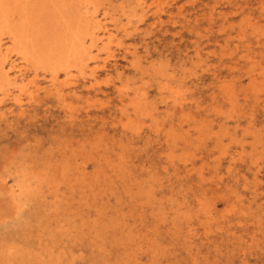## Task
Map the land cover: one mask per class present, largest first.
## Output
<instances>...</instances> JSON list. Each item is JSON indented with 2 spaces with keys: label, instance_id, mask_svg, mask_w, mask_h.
Returning a JSON list of instances; mask_svg holds the SVG:
<instances>
[{
  "label": "rangeland",
  "instance_id": "rangeland-1",
  "mask_svg": "<svg viewBox=\"0 0 264 264\" xmlns=\"http://www.w3.org/2000/svg\"><path fill=\"white\" fill-rule=\"evenodd\" d=\"M82 1L3 35L0 264H264V0Z\"/></svg>",
  "mask_w": 264,
  "mask_h": 264
},
{
  "label": "bare ground",
  "instance_id": "bare-ground-1",
  "mask_svg": "<svg viewBox=\"0 0 264 264\" xmlns=\"http://www.w3.org/2000/svg\"><path fill=\"white\" fill-rule=\"evenodd\" d=\"M10 1H12V3H13V5H12V3H9ZM26 0H0V56H2V59H1V61H2V63H6L7 61H9L10 59H11V53H10V50L11 49H9V48H5L4 49V39H3V35L4 34H8L9 36H8V38H10V40L12 41V43H14L15 45H18V47L19 48H17L18 50H20V56H22L23 57V59H26L27 61L29 60V58L30 57H32V56H34L35 54V52H33V51H35V49H33V47H32V44L36 41V39H35V41L33 42V43H30L28 40H27V38H26V33H24V31L23 30H18L17 31V29L15 28L14 29V27H13V25H12V19H13V17H14V10L15 9H13V7H20L21 5H23L22 3L23 2H25ZM28 1V0H27ZM76 1V0H75ZM84 1V0H83ZM82 1V2H83ZM88 1V0H87ZM98 1H101V0H98ZM45 2H46V0H45ZM79 2V1H78ZM77 2V3H78ZM91 3H92V1H90ZM97 2V1H96ZM26 3V2H25ZM54 3V2H53ZM52 3V4H53ZM85 3H87L86 1H85ZM88 3H89V1H88ZM99 3V2H98ZM104 3V2H103ZM44 4V3H43ZM55 4V3H54ZM66 4V3H65ZM67 4H68V2H67ZM82 4V3H81ZM105 4V3H104ZM69 5H70V3H69ZM80 5V4H79ZM90 5V4H89ZM45 6V5H44ZM49 6V5H48ZM85 6H86V4H85ZM108 6V5H107ZM60 7V6H59ZM70 7H72V6H70ZM83 7V6H82ZM87 7V6H86ZM90 7V6H89ZM96 7V6H95ZM95 7H93V10H94V8ZM102 7V6H101ZM147 7V6H146ZM46 8V7H45ZM132 8H134V7H132ZM83 9H84V7H83ZM95 9H97V7L95 8ZM105 9V8H104ZM129 9H131V8H129ZM136 9V8H135ZM59 10V9H58ZM57 10V11H58ZM88 10V9H87ZM90 10V9H89ZM89 10L87 11V13L89 12ZM99 11L101 10V9H98ZM109 10V9H108ZM107 10V11H108ZM51 11H55L54 9L53 10H51ZM68 11V10H67ZM79 11V10H78ZM97 11V10H96ZM96 11H94V12H96ZM56 12V11H55ZM55 12L54 13H52V14H55ZM69 12V11H68ZM82 12V11H81ZM80 12V13H81ZM112 12V11H111ZM110 12V13H111ZM115 12V11H114ZM113 12V13H114ZM64 13V12H63ZM83 13H85V15H86V12H83ZM91 13V12H90ZM129 13V12H128ZM128 13H126V14H128ZM61 14V13H60ZM66 14V13H65ZM68 14V13H67ZM77 14H78V12H77ZM103 14V13H102ZM69 15V14H68ZM67 15V16H68ZM89 15H91V14H89ZM104 15H105V13H104ZM115 15V14H114ZM130 15H131V13H130ZM133 15H135V13L133 14ZM52 16V15H51ZM55 16V15H54ZM59 16V15H58ZM111 16V15H110ZM60 17V16H59ZM93 17V16H92ZM96 17V16H95ZM102 17V16H101ZM104 17V16H103ZM48 18V17H47ZM50 18V17H49ZM52 18V17H51ZM58 18V17H57ZM57 18L56 19H54V21H53V19H51V21H52V23H54L56 20H57ZM66 18V17H65ZM88 18V17H87ZM99 18V17H98ZM111 18V17H110ZM60 19H61V17H60ZM58 20V21H61V20ZM90 19V17L88 18V20ZM100 19H103V18H100ZM112 19V18H111ZM95 20H96V18H95ZM98 20V19H97ZM96 20V21H97ZM121 21H122V18L120 19ZM25 21V20H24ZM91 21V20H90ZM95 21V22H96ZM102 21V20H101ZM112 21V20H111ZM116 21V20H115ZM50 22V21H49ZM57 22V21H56ZM103 22V21H102ZM62 23H63V21H62ZM90 23V22H89ZM105 23H107V22H105ZM124 23V22H123ZM129 23H131V22H129ZM60 23H57V25H59ZM94 24V23H93ZM99 24V23H98ZM114 24H115V26H116V23L114 22ZM119 24V23H118ZM122 24V23H121ZM132 24V23H131ZM53 25V24H52ZM61 25V24H60ZM67 25V24H66ZM71 25V24H70ZM76 25V24H75ZM100 25V24H99ZM113 25V24H112ZM123 25V24H122ZM25 26V25H24ZM103 26V25H102ZM98 27V26H97ZM112 27V26H111ZM89 28V27H88ZM114 27H112V29H113ZM70 29H71V27H70ZM85 29H87L86 27H85ZM124 29V28H123ZM52 30V29H51ZM82 30V29H81ZM115 30V29H114ZM113 31V30H112ZM49 32H51V31H49ZM54 32V31H53ZM79 32V31H78ZM77 32V33H78ZM114 32V31H113ZM125 32V31H124ZM128 32V31H127ZM83 33V32H82ZM44 34V33H43ZM103 34V33H102ZM115 34V33H114ZM63 35V34H62ZM67 35H69L68 33H67ZM77 35V34H76ZM80 35V34H79ZM82 35V34H81ZM85 35V34H84ZM83 35V36H84ZM106 35V34H105ZM108 35V34H107ZM107 35H106V37H107ZM74 36H75V34H74ZM89 36H91V35H89ZM102 36V35H101ZM115 36H116V34H115ZM70 37V36H69ZM87 37V36H86ZM118 37H119V35H118ZM50 39V38H49ZM72 39V38H71ZM81 38H78L77 37V39H74L71 43H70V46H69V50H68V56H70V57H77L78 56V54L80 53V48L82 47V45H84V42H81V40H80ZM82 39H83V37H82ZM84 39H85V37H84ZM34 40V39H33ZM63 40V39H62ZM40 41H41V39H40ZM46 41H47V39H46ZM45 41V42H46ZM52 41H53V38H52ZM51 41V42H52ZM56 41H57V39H56ZM56 41H54V43L56 42ZM88 41V40H87ZM107 41V40H106ZM38 42H39V40H38ZM66 42V41H65ZM40 43H42V42H40ZM47 43V42H46ZM64 43V42H63ZM88 43H89V41H88ZM48 45H49V43H47ZM57 44L59 45V41L57 42ZM57 44H56V47H57ZM66 43H64V44H62L63 46L65 45ZM117 44H119V42L117 43ZM11 45V44H10ZM31 45V46H30ZM43 45V44H42ZM41 45V46H42ZM44 45H45V43H44ZM51 45V44H50ZM86 45H88V44H86ZM105 45V44H104ZM123 45V44H122ZM34 46V45H33ZM114 46V45H113ZM12 47V46H11ZM38 47V46H37ZM36 47V48H37ZM46 47V46H45ZM49 47V46H48ZM55 47V48H56ZM62 47V46H61ZM84 47V46H83ZM98 47V46H97ZM111 47V46H110ZM124 48V47H123ZM134 48V47H133ZM46 49V48H45ZM51 49H52V46H51ZM95 49V48H94ZM111 49H113V48H111ZM13 50V49H12ZM15 50V49H14ZM55 50V49H54ZM87 50V49H86ZM129 50V49H128ZM133 50V49H132ZM16 51V50H15ZM40 51V50H39ZM95 51V50H94ZM104 51H106V50H104ZM14 52V51H13ZM42 52V51H41ZM40 52V53H41ZM45 52V51H44ZM43 52V53H44ZM52 52V51H51ZM95 53V52H94ZM16 54H17V52H16ZM38 54V53H37ZM36 54V55H37ZM49 54V53H48ZM57 54V53H56ZM87 54V53H86ZM39 55V54H38ZM37 55V56H38ZM47 55V54H46ZM57 55H59V54H57ZM83 55V54H82ZM87 55H89V54H87ZM133 55H134V53H133ZM136 55V54H135ZM48 56V55H47ZM50 56V55H49ZM48 56V57H49ZM55 56V55H54ZM103 56V55H102ZM22 57H20L21 58V60H22ZM52 57V56H51ZM107 57V56H106ZM136 57V56H135ZM16 58V57H15ZM39 58V57H38ZM85 58V57H84ZM91 58V57H90ZM13 59H14V57H13ZM96 59V58H95ZM132 59V58H131ZM248 59V58H247ZM18 60H20V59H18ZM20 60V61H21ZM32 60H35V58H33ZM32 60H31V62H32ZM19 61V62H20ZM54 61V60H53ZM87 61V60H86ZM92 61V60H91ZM37 62V61H36ZM2 63L0 64V74H2L3 72H5V70L7 69H5V66L4 65H2ZM17 63V62H16ZM90 63V62H89ZM101 63V62H100ZM99 63V64H100ZM107 63V62H106ZM22 64V63H21ZM38 64H39V62H38ZM46 64V63H45ZM94 64V67H95V63H93ZM97 64H98V62H97ZM108 64V63H107ZM8 65V64H7ZM10 65H11V69L13 70H15V69H17V65L15 64V62H11L10 63ZM84 65H86L85 63H84ZM36 66V65H35ZM77 66V65H76ZM89 66V65H88ZM97 66V65H96ZM108 66V65H107ZM106 66V67H107ZM132 66V65H131ZM7 67V66H6ZM9 67V66H8ZM55 67H56V65H55ZM72 67V66H71ZM87 67V66H86ZM85 67V68H86ZM93 67V66H92ZM23 68V67H22ZM26 68V67H25ZM9 69V68H8ZM20 69V68H19ZM56 69V68H55ZM102 70H104V69H102ZM7 71V70H6ZM11 71V70H10ZM74 71V70H73ZM79 71V70H78ZM88 71V70H87ZM20 73L21 72H23L22 70H20L19 71ZM28 72V71H27ZM76 72V71H75ZM75 72H74V74H75ZM6 73V72H5ZM10 73V72H9ZM9 73L7 72L6 73V75L7 76H9ZM82 73H83V71H82ZM88 73V72H87ZM4 74V73H3ZM42 74H44V73H42ZM46 74V73H45ZM73 74V75H74ZM47 75V74H46ZM65 75V74H64ZM67 75V74H66ZM69 75V74H68ZM76 75V74H75ZM14 76V75H13ZM51 76V75H50ZM61 76V75H60ZM2 77V76H1ZM10 77H11V75H10ZM42 77V76H41ZM45 77V76H44ZM43 77V78H44ZM75 77V76H74ZM9 78V77H8ZM27 78V77H26ZM56 78V77H55ZM73 78V77H72ZM16 79V78H15ZM86 79V78H85ZM3 79L1 78V81H2ZM10 80H11V78H10ZM12 80H13V78H12ZM17 80V79H16ZM53 80V79H52ZM73 80V79H72ZM77 80V78L75 79V81ZM14 81V80H13ZM27 81V80H26ZM30 81V80H29ZM56 81H58V80H56ZM66 81H69V80H66ZM24 82V81H23ZM78 82V81H77ZM5 83V82H4ZM13 83V82H12ZM45 83V82H44ZM11 84V83H10ZM46 84H48V83H46ZM56 84V83H55ZM54 84V85H55ZM63 84V83H62ZM48 85H50V84H48ZM53 85V86H54ZM75 85V84H74ZM92 85V84H91ZM9 86V85H8ZM124 86V85H123ZM33 87V86H32ZM37 87V86H36ZM55 87V86H54ZM11 88H12V85H11ZM34 88V87H33ZM76 88V87H75ZM63 89V88H62ZM11 90V89H10ZM35 90V89H34ZM65 90H67V89H65ZM19 91V90H18ZM48 91H51V90H48ZM122 91H124V90H122ZM28 92V91H27ZM62 92H63V90H62ZM65 92V91H64ZM2 93V92H1ZM0 93V94H1ZM47 93H50V92H47ZM123 93V92H122ZM136 93V92H135ZM4 94V93H3ZM14 94V93H13ZM18 95V94H17ZM60 95V94H59ZM137 95V94H136ZM139 95V94H138ZM137 95V96H138ZM232 95V94H231ZM61 96V95H60ZM22 97V96H21ZM10 98V97H9ZM1 99V98H0ZM3 99V98H2ZM5 99V98H4ZM3 99V100H4ZM3 100H1L2 102H3ZM20 100V98L18 99V101ZM34 100V99H33ZM37 100V99H36ZM66 101V100H65ZM182 100H180V102H181ZM23 102V101H22ZM9 103V102H8ZM8 103H7V105H8ZM4 105V104H3ZM6 106V105H5ZM67 106V105H66ZM3 107V106H2ZM7 108V107H6ZM8 109V108H7ZM15 109V108H14ZM9 110V109H8ZM11 110V109H10ZM4 111V110H3ZM3 115V114H2ZM4 116V115H3ZM126 122V121H125ZM221 129V128H220ZM231 129H233V128H231ZM129 130V129H128ZM135 131V130H134ZM170 148V147H169ZM171 150V149H170ZM172 156V155H171ZM26 173V172H25ZM190 174H191V172H190ZM27 175V174H26ZM70 179V178H69ZM29 180V179H28ZM67 180V179H66ZM67 182H69V181H67ZM57 184V183H56ZM25 187L26 189L27 188H29L30 187V184H28V182H26L25 180H24V182H23V184L21 185V189L23 188V187ZM52 187V186H51ZM28 190V189H27ZM156 191V190H155ZM156 198V197H155ZM158 201V200H157ZM32 202H34V201H32ZM186 205V204H185ZM23 206H24V204H23ZM186 207V206H185ZM239 207V206H238ZM152 208V207H151ZM25 210V209H24ZM29 213V212H28ZM186 213H187V211H186ZM186 213H185V216H186ZM11 214H12V212H11ZM15 214V213H14ZM175 214V213H174ZM31 215V214H30ZM246 216V215H245ZM119 217V216H118ZM247 218V217H246ZM119 219V218H118ZM30 220V219H29ZM236 220V219H235ZM260 220V219H259ZM258 220V221H259ZM39 221V220H38ZM261 221V220H260ZM30 222V221H29ZM188 222H189V220H188ZM31 227H33V226H31ZM193 230V229H192ZM206 230V229H205ZM24 231V230H23ZM194 231V230H193ZM194 238V237H193ZM30 239V238H29ZM81 239V238H80ZM3 242H4V240H3ZM19 242V241H18ZM27 242V241H26ZM13 243V242H12ZM15 243V242H14ZM2 244V243H1ZM24 244V243H23ZM4 245V244H3ZM13 245V244H12ZM30 245V244H29ZM33 245V244H32ZM2 246V245H1ZM18 246V245H17ZM22 246V245H21ZM103 246V245H102ZM5 247V246H4ZM12 247V246H11ZM16 247V246H15ZM15 247L13 248V249H15ZM117 247V246H116ZM192 247V246H191ZM25 248V247H24ZM226 248V247H225ZM238 248V247H237ZM239 248H241V247H239ZM7 249V248H6ZM12 249V250H13ZM22 249V248H21ZM36 250V249H35ZM107 250V249H106ZM32 251H34V250H32ZM63 251V250H62ZM225 251V250H224ZM229 251V250H228ZM38 252V251H37ZM35 253H36V251H35ZM39 253V252H38ZM209 253V252H208ZM1 254V253H0ZM16 254V253H15ZM34 255V252L31 254L30 252H28V255ZM53 254V253H52ZM63 254H64V251H63ZM5 255H7V253H5ZM4 254H3V256H5ZM57 255V254H56ZM232 255V254H231ZM2 256V257H3ZM8 257H9V255H7ZM35 256H36V254H35ZM50 256V255H49ZM48 256V257H49ZM77 256H79V255H77ZM75 257V255H74V258L72 259V260H74L75 261V258H78L77 260H79V257ZM37 257V256H36ZM36 257H34V260H35V258ZM187 257H189L188 255H187ZM197 257V256H196ZM1 258V257H0ZM82 258H83V256H82ZM7 259V258H6ZM9 259V258H8ZM38 259V258H37ZM50 259V258H49ZM80 259H81V257H80ZM203 259V258H202ZM5 260V259H4ZM21 260V259H20ZM44 260H45V258H44ZM57 260V259H56ZM69 260V259H68ZM189 260V259H188ZM9 261V260H8ZM38 261H40V259L38 260ZM61 261V260H60ZM193 261V260H192ZM1 262V261H0ZM3 262V261H2ZM10 262V261H9ZM8 262V263H9ZM13 262V261H12ZM24 262H28V261H24ZM33 262V261H32ZM45 262V261H44ZM49 262V261H48ZM52 262V261H51ZM69 262V261H68ZM67 262V263H68ZM179 262V261H178ZM182 263V262H181ZM3 264V263H2ZM23 264H25V263H23ZM34 264H37L36 263V261H35V263ZM39 264H42V262L41 263H39ZM45 264H46V262H45ZM47 264H49V263H47ZM52 264V263H51ZM55 264H59V263H55ZM69 264V263H68ZM71 264H73V263H71Z\"/></svg>",
  "mask_w": 264,
  "mask_h": 264
}]
</instances>
